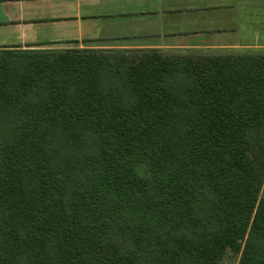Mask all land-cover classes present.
I'll use <instances>...</instances> for the list:
<instances>
[{
  "label": "trees",
  "instance_id": "trees-1",
  "mask_svg": "<svg viewBox=\"0 0 264 264\" xmlns=\"http://www.w3.org/2000/svg\"><path fill=\"white\" fill-rule=\"evenodd\" d=\"M264 264V53L0 48V264Z\"/></svg>",
  "mask_w": 264,
  "mask_h": 264
},
{
  "label": "crops",
  "instance_id": "crops-1",
  "mask_svg": "<svg viewBox=\"0 0 264 264\" xmlns=\"http://www.w3.org/2000/svg\"><path fill=\"white\" fill-rule=\"evenodd\" d=\"M264 53V0H0V48Z\"/></svg>",
  "mask_w": 264,
  "mask_h": 264
},
{
  "label": "rangeland",
  "instance_id": "rangeland-1",
  "mask_svg": "<svg viewBox=\"0 0 264 264\" xmlns=\"http://www.w3.org/2000/svg\"><path fill=\"white\" fill-rule=\"evenodd\" d=\"M48 51H55V50H48ZM239 257L233 256L232 254L228 253L227 257L224 259L222 264H238Z\"/></svg>",
  "mask_w": 264,
  "mask_h": 264
}]
</instances>
